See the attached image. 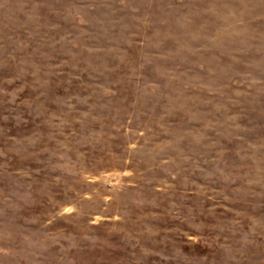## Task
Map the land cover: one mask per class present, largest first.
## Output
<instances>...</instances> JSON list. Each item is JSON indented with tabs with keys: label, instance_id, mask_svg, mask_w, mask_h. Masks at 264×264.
Segmentation results:
<instances>
[{
	"label": "rangeland",
	"instance_id": "obj_1",
	"mask_svg": "<svg viewBox=\"0 0 264 264\" xmlns=\"http://www.w3.org/2000/svg\"><path fill=\"white\" fill-rule=\"evenodd\" d=\"M0 264H264V0H0Z\"/></svg>",
	"mask_w": 264,
	"mask_h": 264
}]
</instances>
